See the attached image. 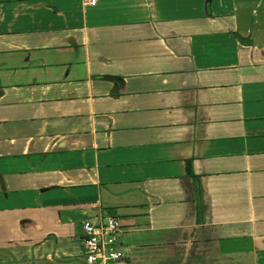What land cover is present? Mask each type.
<instances>
[{"label": "crops", "instance_id": "1", "mask_svg": "<svg viewBox=\"0 0 264 264\" xmlns=\"http://www.w3.org/2000/svg\"><path fill=\"white\" fill-rule=\"evenodd\" d=\"M13 71L0 264H87L110 214L124 264H264V0H0Z\"/></svg>", "mask_w": 264, "mask_h": 264}, {"label": "built area", "instance_id": "2", "mask_svg": "<svg viewBox=\"0 0 264 264\" xmlns=\"http://www.w3.org/2000/svg\"><path fill=\"white\" fill-rule=\"evenodd\" d=\"M95 4L96 0H85ZM83 252L87 264H124L125 253L117 240L121 221L110 214L93 221H83Z\"/></svg>", "mask_w": 264, "mask_h": 264}, {"label": "rangeland", "instance_id": "3", "mask_svg": "<svg viewBox=\"0 0 264 264\" xmlns=\"http://www.w3.org/2000/svg\"><path fill=\"white\" fill-rule=\"evenodd\" d=\"M28 74L27 72H16V71H13V72H4V73H1L0 74V80L6 82V81H9V82H16V81H21L22 78H25L27 77ZM12 90H9V92H11ZM11 96H14V94H10Z\"/></svg>", "mask_w": 264, "mask_h": 264}, {"label": "water", "instance_id": "4", "mask_svg": "<svg viewBox=\"0 0 264 264\" xmlns=\"http://www.w3.org/2000/svg\"><path fill=\"white\" fill-rule=\"evenodd\" d=\"M108 78H111V79H114L116 81V83H119L121 78L118 77L117 75H107ZM0 181L2 183V178H1V175H0Z\"/></svg>", "mask_w": 264, "mask_h": 264}, {"label": "trees", "instance_id": "5", "mask_svg": "<svg viewBox=\"0 0 264 264\" xmlns=\"http://www.w3.org/2000/svg\"><path fill=\"white\" fill-rule=\"evenodd\" d=\"M187 172H190V166L187 164Z\"/></svg>", "mask_w": 264, "mask_h": 264}]
</instances>
